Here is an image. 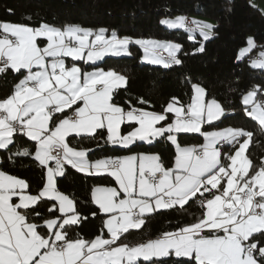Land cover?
<instances>
[{"label":"snow or ice","instance_id":"snow-or-ice-1","mask_svg":"<svg viewBox=\"0 0 264 264\" xmlns=\"http://www.w3.org/2000/svg\"><path fill=\"white\" fill-rule=\"evenodd\" d=\"M160 22L199 31L203 40L213 35L210 23L193 20L194 27L187 28L185 17ZM106 31L0 22V73L10 70L22 77L12 93L0 99V150H10L20 134L34 142V151L18 146L9 159L31 156L46 169L43 187L35 193L25 180L0 171V264H154L173 255L187 258V264H264V158L257 166L245 154L253 133L233 127L203 131L202 125L211 126L226 110L209 99L200 84L191 85L187 104L172 97L162 112L125 110L113 102L116 90L127 83L124 75L99 67L84 71L76 63L69 67L65 58L94 66L106 55L128 54V46L135 43L145 49L149 62L170 67L182 63V46L133 40L115 31L109 37ZM246 45L238 60L256 47L252 36ZM195 51H204V45ZM258 55L251 66L264 69V51ZM258 95H264V87L254 85L241 94V104L245 116L264 127V99ZM169 113L174 114L171 120ZM125 122L131 131L122 134ZM98 130L106 133L105 143L125 147L166 135L176 147L173 164L166 166L158 155L144 154L90 161V149L74 148L66 140L71 134L95 138ZM181 132L200 133L205 143L181 147L175 135ZM222 144L232 145L233 151L222 152ZM65 165L115 179L117 187L92 189L91 200L99 212L91 215L105 218L100 233L91 239L71 235L73 226L87 217L80 215L74 198L56 187L55 177L64 174ZM191 200L202 209L192 223L142 243L121 242L130 229H141L146 214L183 208ZM41 203L50 204L48 216L37 211Z\"/></svg>","mask_w":264,"mask_h":264},{"label":"trees","instance_id":"trees-1","mask_svg":"<svg viewBox=\"0 0 264 264\" xmlns=\"http://www.w3.org/2000/svg\"><path fill=\"white\" fill-rule=\"evenodd\" d=\"M175 16L189 20L190 17L209 19L214 25L213 35L202 42L198 32L194 39H189L186 32L160 23L162 19ZM0 22L33 27L41 23L55 27L78 25L93 31L103 28L107 30L106 36H111L115 31L118 36H128L133 40L156 39L180 44V65L172 64L165 68L143 64L140 62V47L132 43L128 46V55L107 56L94 66L86 65L83 68L112 69L124 75L127 83L116 90L113 102L125 110L135 107L162 112L172 97L187 104L192 94L191 85L200 84L207 90L208 98H215L226 110L225 116L213 121L211 126L203 125V129L230 126L252 132L245 154L257 166L264 158V129L245 116L241 104L242 93H246L254 85L264 87V69L254 68L249 64L250 60L259 58V52L264 51V14L253 7L249 0H0ZM249 36L254 38L256 47L248 56L237 60L238 50L246 45ZM201 43L204 51H195ZM66 63L70 65L78 62L67 59ZM21 78L18 73L10 70L0 73V99L10 95ZM258 99H264V95H258ZM140 100L147 103L141 104ZM168 116L171 120L172 115L169 113ZM121 130L122 134L128 132V123L122 124ZM98 132L100 134L95 138L69 135L66 140L74 148L90 149L87 154L90 161L152 154L158 155L166 166L173 164L175 149L166 135L148 144L135 141L127 147H118L105 143L103 137L106 133L100 130ZM176 137L180 146L202 142L201 136L197 134L176 133ZM18 146L34 151L33 141L16 134L14 144L9 146L10 150H0V171L25 180L35 193L43 187L45 169L31 156H13L9 159ZM221 150L231 152L233 147L224 145ZM50 165L53 167L54 162H50ZM55 180L57 189L74 198L80 215L87 217L81 224L73 226V238L76 233L88 239L99 234L104 215H91L93 211L99 212L92 203L91 192L94 187H116L115 179L106 173L84 174L65 165L64 174L56 176ZM49 207L50 204L41 203L37 211L48 216ZM201 212L202 209L195 200L189 201L183 208L177 205L171 209L155 211L144 217L145 223L141 229H130L125 233L121 242L132 245L157 238L163 231L192 223ZM139 264L150 262L140 260ZM154 264H187V258L166 257L154 260Z\"/></svg>","mask_w":264,"mask_h":264},{"label":"rangeland","instance_id":"rangeland-1","mask_svg":"<svg viewBox=\"0 0 264 264\" xmlns=\"http://www.w3.org/2000/svg\"><path fill=\"white\" fill-rule=\"evenodd\" d=\"M177 17H181V16H175V17H173V18H167L168 20H175ZM162 20H164V19H162ZM190 20L191 21H193V20H195V21H200V22H204V23H210V24H212V22L209 20V19H206V18H199V17H190ZM161 23V22H160ZM163 26H165V27H168V28H173V29H180V30H182V31H184V32H186L187 34H188V36H192V37H195V33L196 32H198V34H199V36L201 37V41L202 42H204V41H206V40H203V38H202V36L200 35V33H199V31H188V30H186L185 28H174V27H169V26H167V25H165V24H162ZM213 25V24H212ZM194 39V38H193ZM144 40H153V41H157L156 39H144ZM138 45V44H137ZM247 45H245V46H243V47H246ZM138 47H140V50H141V52H142V57H141V63H143V64H150V65H155V66H161V67H164L163 66V64H155V63H151V62H149V60L148 59H146V53H145V49L142 47V46H140V45H138ZM243 47H241V48H243ZM240 48V49H241ZM239 49V50H240ZM239 50H238V53H239ZM129 53V52H128ZM166 53V52H165ZM238 53H237V55H238ZM251 53V52H250ZM250 53H248L247 55H245L244 57H246V56H248ZM260 53V52H259ZM258 53V54H259ZM167 54V53H166ZM125 55H128V54H121V55H118V56H114V57H119V56H125ZM107 56H113V55H106L105 57H107ZM259 56V55H258ZM243 57V58H244ZM67 59H70L71 60V58H69V57H66L65 58V62H66V60ZM104 59V57L101 59V60H98V61H96L95 62V64H97V63H99V62H101L102 60ZM242 59V58H241ZM238 60V59H237ZM240 60V59H239ZM72 61V60H71ZM251 61L252 60H250L249 61V64H250V66H251ZM73 62H78V63H76V64H78L81 68H82V70H84V71H93L94 70V68H90V69H84L83 67L84 66H86V65H91V63H84L83 61H73ZM79 62H82V63H79ZM67 64V63H66ZM73 63H71L70 65H67V66H71ZM166 68V67H165ZM122 87H124V86H122ZM121 87V88H122ZM171 115H172V117H171V119L172 118H174V114H172V113H170ZM256 122V124L259 126V127H261L259 124H258V122L257 121H255ZM205 124H207V123H205ZM204 124V125H205ZM228 127H230V126H227V127H216V128H211V129H207V130H204L203 129V125H202V130L203 131H209V132H211V131H218V130H221V129H225V128H228ZM262 129H264V127H261ZM129 131H131V128H130V130ZM127 133V132H126ZM125 133V134H126ZM181 133H184V132H181ZM187 134H197V135H200L201 136V138H202V142L200 143V144H192V145H187V146H181V147H199L200 145H203L204 143H205V140H204V137L200 134V133H187ZM71 135H74V134H71ZM175 135H176V133H175ZM153 141V140H152ZM151 141V142H152ZM143 142V141H142ZM150 142V143H151ZM170 142V141H169ZM143 143H146V144H148L149 142H147V141H144ZM171 144H172V142H170ZM133 144V143H132ZM129 145H131V144H129ZM128 145V146H129ZM173 146H174V149H175V152H176V147H175V145L174 144H172ZM224 145H229V144H224ZM116 146H118V147H125V146H121V145H116ZM127 147V146H126ZM218 147H220L221 148V146L220 145H218ZM230 147V146H229ZM145 155V154H144ZM148 155H152V154H148ZM132 156V155H131ZM50 162H52V161H50ZM50 162H49V164H50ZM53 167H55V164H54V166ZM82 173H84V172H82ZM84 174H86V173H84ZM93 175H97V174H93ZM45 179H46V169H45ZM44 182H45V180H44ZM116 187H117V185H116ZM15 199V198H14ZM159 210H163V209H159ZM159 210H157V211H159ZM105 218V217H104Z\"/></svg>","mask_w":264,"mask_h":264},{"label":"crops","instance_id":"crops-1","mask_svg":"<svg viewBox=\"0 0 264 264\" xmlns=\"http://www.w3.org/2000/svg\"><path fill=\"white\" fill-rule=\"evenodd\" d=\"M250 4L255 7L256 9H258L262 14H264V0H249ZM194 27V26H193ZM192 27V28H193ZM110 37V36H109ZM160 42H163V41H160ZM139 45V44H138ZM141 46V45H140ZM125 123H128V122H125ZM75 135V134H74ZM139 141V140H137ZM147 215V214H146ZM156 239V238H154ZM138 244V243H137ZM134 245V244H132ZM173 257H175L173 255Z\"/></svg>","mask_w":264,"mask_h":264},{"label":"built area","instance_id":"built-area-1","mask_svg":"<svg viewBox=\"0 0 264 264\" xmlns=\"http://www.w3.org/2000/svg\"><path fill=\"white\" fill-rule=\"evenodd\" d=\"M186 23H187V28H192V24H191V21L189 19H186ZM157 54L164 57L165 59L167 58V54L163 51H159ZM67 114L71 115L72 113L68 112ZM220 146H224V144H222ZM228 146L232 147V145H228Z\"/></svg>","mask_w":264,"mask_h":264}]
</instances>
